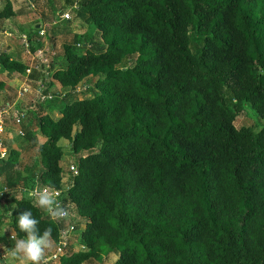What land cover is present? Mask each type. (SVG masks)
I'll list each match as a JSON object with an SVG mask.
<instances>
[{
  "label": "trees",
  "instance_id": "16d2710c",
  "mask_svg": "<svg viewBox=\"0 0 264 264\" xmlns=\"http://www.w3.org/2000/svg\"><path fill=\"white\" fill-rule=\"evenodd\" d=\"M14 3L5 0L0 29ZM63 4L70 18L48 31L50 45L69 35L74 17L95 28L96 40L74 37L51 57L47 75L33 72L44 93L65 94L32 110L43 141L27 129L24 137L39 156L35 185L62 192L79 232L80 249L70 243L58 264L111 255L113 264H264V0ZM39 10V23L64 13ZM25 68L0 52L1 72ZM81 82V94L90 91L82 99ZM242 112L255 127H235ZM60 140L71 153L65 190ZM18 157L8 146L0 160L2 221L24 238L17 218L31 210L55 244L64 224L17 187Z\"/></svg>",
  "mask_w": 264,
  "mask_h": 264
},
{
  "label": "built area",
  "instance_id": "2783aa9c",
  "mask_svg": "<svg viewBox=\"0 0 264 264\" xmlns=\"http://www.w3.org/2000/svg\"><path fill=\"white\" fill-rule=\"evenodd\" d=\"M69 18L70 15L66 12L57 13L53 20L39 23L33 34L25 32L17 37L26 68L25 72L21 73L20 80L11 90H0V160L7 156L8 146L13 149L9 143L12 138L23 139L26 135V129L30 132L35 131L31 123L32 110L35 104L48 102L58 95L64 96L65 94L61 90L56 94L51 91L44 93L45 86L42 81L36 80L31 76L34 71L41 73V75H47L51 65L50 59L56 54L55 49L48 41V31ZM87 88L88 85L81 82L75 87V93L79 95ZM70 170H74L73 166H70ZM36 187L25 190V193L35 199L30 193ZM7 191L8 189L6 188L0 191V203L3 201L4 194ZM57 191L59 192L57 200L61 205H64L60 199L62 192L60 190ZM55 222L63 223L64 227L60 230L58 241L54 244L53 249L46 253L48 264L59 263L61 257L65 255L66 248L76 234L74 220L70 216L66 221ZM3 256L4 254L0 253V264H5Z\"/></svg>",
  "mask_w": 264,
  "mask_h": 264
},
{
  "label": "rangeland",
  "instance_id": "374dc122",
  "mask_svg": "<svg viewBox=\"0 0 264 264\" xmlns=\"http://www.w3.org/2000/svg\"><path fill=\"white\" fill-rule=\"evenodd\" d=\"M28 3H29L28 0H17L16 6L23 9L29 17L28 16L26 17V21L23 24H18L20 26V29H18L19 31H17L16 27H14V25H12L9 22L6 25L2 26V28H5V31H1V33H0V48L4 47L5 43L3 40L5 39L6 36L11 34L10 32L12 30H14V31H12V34L14 36L18 32H22L25 29L30 28L31 25L34 23L33 22L34 17L32 14H35L36 12L37 13L40 12L39 9H46L48 11H51V13L59 11L60 9H62L64 12L70 14L69 9L65 8L63 6L64 5L63 0H36V3L38 6H36L35 10H33L30 7H27ZM4 4H5V0H0V11L3 9ZM72 25H74L73 27L75 30V34L72 33V29H71V30H69L70 33L68 36L62 35L59 38V45H60L59 46L60 47L59 52H60L61 46L64 43H67L66 38L70 39L68 41H72V39L75 37V39H74L75 42L80 43V45L86 44L90 40H93V41L96 40L94 38L95 28L92 25L87 24L83 20L78 19L76 17L73 18V24ZM8 29H11V30H9V32H8ZM15 30L17 31V33L14 34ZM3 49H5V48H3ZM59 63H60V60L57 62V64H55V66H58ZM2 73L3 72L0 73V76H1L0 80H1V78L4 80V76L2 75ZM18 79H19V76L17 77V80ZM8 87H10V86H8ZM60 90L61 89H56V90H53L52 92L54 94H56V93H59ZM61 91L64 92L63 90H61ZM58 96L62 97L61 95H58ZM78 96L81 99L83 97H89L90 91H87L85 96H84V94H79ZM50 104L52 107V112H53L52 114L55 117L59 116V113H60V110H61L63 104L59 101H56V102H53ZM31 123H32V128L35 130L33 133L37 136V140L39 142H42L43 138L38 133L37 119L36 118H35V120L33 119ZM255 123H256V121H255V117L253 115H251L249 113L245 114L244 112H242L236 118L234 125L237 129H239L241 127H255V125H254ZM11 140L12 141L9 142L10 145L19 154V157H18L19 165L17 167L18 168L17 171L19 173V178L17 181V187L23 188L24 191L32 189V188L36 187L34 180H33V177L40 170L39 156L37 155L35 149H33L32 147L31 148L29 147V144L26 141V139H24V138L23 139L22 138H12ZM69 145H70L69 142L65 141V140H61L59 142V146H61L63 148V151H64L63 160L61 162V167L63 170V180H62V189L63 190H65L69 186V175H68L69 173L67 171L69 164H70V159H71V153L69 150ZM5 188L7 189V183L5 182L4 179H0V191L4 190ZM22 196H23V194L19 195L18 197H22ZM25 196L29 197L26 194H25ZM8 208L10 211L13 208V205L11 204ZM0 217H1L0 221L2 224L1 226H3V227L7 226L8 227V222H6V220L2 221L4 216L1 215V211H0ZM1 228H0L1 237L2 236L4 237V233L2 232ZM77 234L79 235V232H77L75 234L73 241L70 242V243H73V245H76L74 247L75 251L80 249L79 246L77 245V241H76L77 240V238H76ZM50 250H48L47 252H49ZM7 258H12V257H11V255H8ZM115 260H116V256L111 255L109 257H105L104 259H102V261L89 260V261L85 262L84 264H113Z\"/></svg>",
  "mask_w": 264,
  "mask_h": 264
},
{
  "label": "clouds",
  "instance_id": "9594fccd",
  "mask_svg": "<svg viewBox=\"0 0 264 264\" xmlns=\"http://www.w3.org/2000/svg\"><path fill=\"white\" fill-rule=\"evenodd\" d=\"M35 198L36 205L47 211L54 221H66L70 216L68 207L61 205L57 198L59 192L50 186L36 187L30 193ZM19 231L25 234L24 238H17L13 232L10 239L14 242L12 249L4 248L3 259L11 255L19 264H48L46 252L53 247V231L49 227L40 232L39 221L31 210L21 212L17 218Z\"/></svg>",
  "mask_w": 264,
  "mask_h": 264
},
{
  "label": "crops",
  "instance_id": "0c3cea01",
  "mask_svg": "<svg viewBox=\"0 0 264 264\" xmlns=\"http://www.w3.org/2000/svg\"><path fill=\"white\" fill-rule=\"evenodd\" d=\"M30 3H32L31 0H30ZM16 5H17V3H14L13 4V13H14V16L11 19L6 20L5 23H4V25H6L9 22L12 25H14V27H16V30L17 31H19L18 29H20V26L18 24H23L26 21V17L28 15L25 13V11H24V13H21L22 12V9L19 8ZM32 15L34 17V21H33L34 23L31 25L30 28L25 29L21 33H25V32L30 33V34H33L34 33L33 32V28L34 27L37 28L39 22L41 21V16L42 15L40 13H37V12L35 14H32ZM73 26H71V29H72V33L75 34V30H74V27ZM9 30H11V29H8V32H9ZM16 30H15L14 34L17 33ZM1 31H5V28H1L0 29V33H1ZM12 31H14V30H12ZM12 31L10 32L11 33L10 34L11 36L8 35L3 40L4 43H5V45H4V47H1L0 48V52L2 51L5 54L9 55L11 58L15 59L16 61H18L20 63H22V62L24 63L25 61L23 59L22 50H20V48H19V45H18V42H17L18 40L15 37H13ZM18 33H20V32H18ZM61 36L62 35H57V37L53 40L54 41L53 48L55 49L56 52L60 48L59 47L60 46L59 45V38ZM66 40L68 42V40H70V39H67L66 38ZM3 48H5V49H3ZM0 73H1V70H0ZM2 75L4 76V80L1 78L0 81H2V83H3V89H5L7 91L11 90L13 88V86L17 84V81L20 80V76H21L20 73H16V72H13V73H11L9 75L5 71L2 73ZM18 76H19V79L17 80V77ZM8 86H10V87H8ZM59 116H60V113H59ZM59 116H57V117H59ZM0 211H1V215H2V210L0 209ZM0 219H1V217H0ZM1 225L2 224H1V221H0V228L2 227L1 229H2V232L4 233V237L3 236L1 237V233H0V253L4 254V248L7 247L8 249H12L14 247V242L10 239V236L12 234V232L10 231V229L7 226L6 227H3ZM53 246H54V244H53ZM52 249H53V247H52ZM49 252H46V253H49ZM5 264H19V262H18V260L13 259V257L12 258H7V256H6L5 257Z\"/></svg>",
  "mask_w": 264,
  "mask_h": 264
}]
</instances>
